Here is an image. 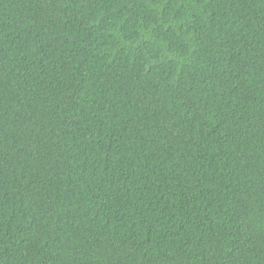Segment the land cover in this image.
Here are the masks:
<instances>
[{"label": "trees", "instance_id": "16d2710c", "mask_svg": "<svg viewBox=\"0 0 264 264\" xmlns=\"http://www.w3.org/2000/svg\"><path fill=\"white\" fill-rule=\"evenodd\" d=\"M0 264H264V0H0Z\"/></svg>", "mask_w": 264, "mask_h": 264}]
</instances>
